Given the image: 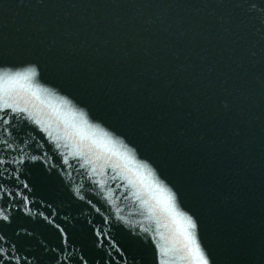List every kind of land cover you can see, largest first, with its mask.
Listing matches in <instances>:
<instances>
[{
    "label": "water",
    "instance_id": "95a60500",
    "mask_svg": "<svg viewBox=\"0 0 264 264\" xmlns=\"http://www.w3.org/2000/svg\"><path fill=\"white\" fill-rule=\"evenodd\" d=\"M0 117V264H264V0H0Z\"/></svg>",
    "mask_w": 264,
    "mask_h": 264
},
{
    "label": "snow or ice",
    "instance_id": "6c2138e0",
    "mask_svg": "<svg viewBox=\"0 0 264 264\" xmlns=\"http://www.w3.org/2000/svg\"><path fill=\"white\" fill-rule=\"evenodd\" d=\"M0 119H3V117H0ZM194 226V225H193Z\"/></svg>",
    "mask_w": 264,
    "mask_h": 264
}]
</instances>
